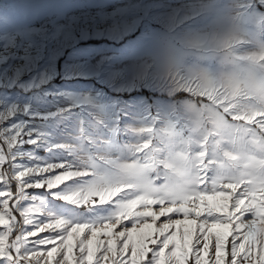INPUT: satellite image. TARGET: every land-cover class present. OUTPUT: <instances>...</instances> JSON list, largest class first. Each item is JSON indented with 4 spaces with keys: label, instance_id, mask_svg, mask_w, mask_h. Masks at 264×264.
Wrapping results in <instances>:
<instances>
[{
    "label": "snow or ice",
    "instance_id": "1",
    "mask_svg": "<svg viewBox=\"0 0 264 264\" xmlns=\"http://www.w3.org/2000/svg\"><path fill=\"white\" fill-rule=\"evenodd\" d=\"M239 43L234 33L194 42L226 67L173 72L184 99L146 113L127 158L77 142L52 145L67 159L25 163L35 158L18 148L38 142L35 129L0 118V261L264 264V42ZM31 188L65 212L47 211Z\"/></svg>",
    "mask_w": 264,
    "mask_h": 264
},
{
    "label": "rangeland",
    "instance_id": "2",
    "mask_svg": "<svg viewBox=\"0 0 264 264\" xmlns=\"http://www.w3.org/2000/svg\"><path fill=\"white\" fill-rule=\"evenodd\" d=\"M226 33L238 36L239 50L264 42V0H0V118L35 129L38 142L18 148L35 158L25 163L67 159L52 145L77 142L127 158L146 113L184 99L173 72L226 67L222 52L193 46ZM28 191L47 211L65 212L47 191Z\"/></svg>",
    "mask_w": 264,
    "mask_h": 264
}]
</instances>
